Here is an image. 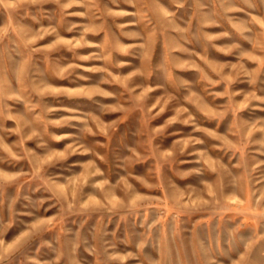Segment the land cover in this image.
<instances>
[{
  "label": "rangeland",
  "instance_id": "374dc122",
  "mask_svg": "<svg viewBox=\"0 0 264 264\" xmlns=\"http://www.w3.org/2000/svg\"><path fill=\"white\" fill-rule=\"evenodd\" d=\"M0 264H264V0H0Z\"/></svg>",
  "mask_w": 264,
  "mask_h": 264
}]
</instances>
